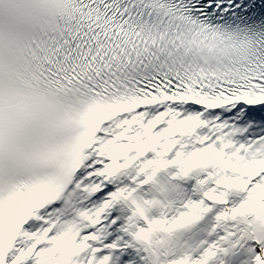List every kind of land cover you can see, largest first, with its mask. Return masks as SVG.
I'll list each match as a JSON object with an SVG mask.
<instances>
[{
  "label": "snow or ice",
  "instance_id": "snow-or-ice-1",
  "mask_svg": "<svg viewBox=\"0 0 264 264\" xmlns=\"http://www.w3.org/2000/svg\"><path fill=\"white\" fill-rule=\"evenodd\" d=\"M0 264H264V0H0Z\"/></svg>",
  "mask_w": 264,
  "mask_h": 264
}]
</instances>
